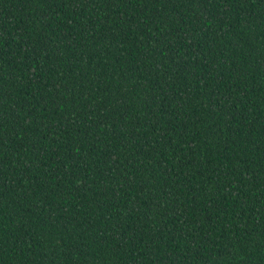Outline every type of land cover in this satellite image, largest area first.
<instances>
[{
	"label": "trees",
	"instance_id": "16d2710c",
	"mask_svg": "<svg viewBox=\"0 0 264 264\" xmlns=\"http://www.w3.org/2000/svg\"><path fill=\"white\" fill-rule=\"evenodd\" d=\"M0 264H264V0H0Z\"/></svg>",
	"mask_w": 264,
	"mask_h": 264
}]
</instances>
